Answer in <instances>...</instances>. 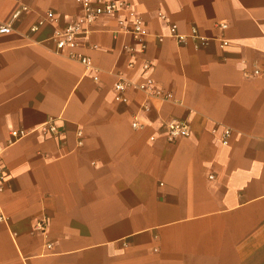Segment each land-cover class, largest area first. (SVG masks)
I'll return each mask as SVG.
<instances>
[{
    "label": "crops",
    "instance_id": "obj_1",
    "mask_svg": "<svg viewBox=\"0 0 264 264\" xmlns=\"http://www.w3.org/2000/svg\"><path fill=\"white\" fill-rule=\"evenodd\" d=\"M122 1L143 50L126 11L59 51L74 0H0V264H264V0Z\"/></svg>",
    "mask_w": 264,
    "mask_h": 264
},
{
    "label": "built area",
    "instance_id": "obj_2",
    "mask_svg": "<svg viewBox=\"0 0 264 264\" xmlns=\"http://www.w3.org/2000/svg\"><path fill=\"white\" fill-rule=\"evenodd\" d=\"M78 6V13L68 20L61 28L57 29L54 32L53 39L55 46L59 51H62L64 48H74L78 44L77 37L81 34H88L90 32V26L96 23L101 16L115 14L117 12L126 11V16L118 19V26L122 31L128 32L137 42L140 43V49H145V36L147 35V30L144 26L142 18L138 15L130 5L122 0H74ZM49 20L53 19V13H46ZM162 17L163 14H160ZM18 12L12 14V18H17ZM41 24V21H38L30 26L31 31H35L38 26ZM222 27L225 26V23L220 24ZM12 30V27L8 23L0 24V32H9ZM169 31L171 35L175 36L177 41L180 42L183 40L184 35L176 33V24L171 23L169 25ZM190 35L199 37L195 27L191 28ZM201 43H205L204 37H199ZM68 55L70 57H76L79 59L85 67L91 66L90 58L84 54L76 53L75 51H69ZM127 86V82L123 80H117L114 83V90L116 92V99L124 101L126 98L120 94V91ZM142 85L141 87H143ZM169 94L166 93V97ZM132 124L137 126V122L133 121ZM165 127V137L168 141H174L180 136H186L189 134V126L184 120L179 118H169L163 121ZM53 129L52 126L49 127ZM26 131L24 129H11L10 134L12 140L21 137ZM229 133V129L224 130V136L222 142H226V136ZM153 139V136L150 137ZM10 140V141H12ZM6 145L0 144V191L3 189L4 182L7 177L6 166L2 161V152L5 149ZM213 175L209 174L211 178ZM1 219V216H0Z\"/></svg>",
    "mask_w": 264,
    "mask_h": 264
}]
</instances>
